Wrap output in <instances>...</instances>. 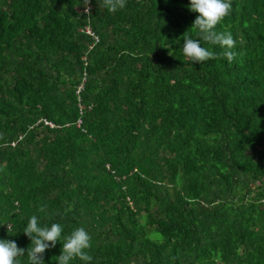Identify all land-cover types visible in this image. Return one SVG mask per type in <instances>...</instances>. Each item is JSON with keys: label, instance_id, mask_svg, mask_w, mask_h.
<instances>
[{"label": "trees", "instance_id": "16d2710c", "mask_svg": "<svg viewBox=\"0 0 264 264\" xmlns=\"http://www.w3.org/2000/svg\"><path fill=\"white\" fill-rule=\"evenodd\" d=\"M100 2L0 0V239L27 251L36 215L63 226L45 264L79 227L90 264H264V0L201 64L190 0Z\"/></svg>", "mask_w": 264, "mask_h": 264}, {"label": "clouds", "instance_id": "9594fccd", "mask_svg": "<svg viewBox=\"0 0 264 264\" xmlns=\"http://www.w3.org/2000/svg\"><path fill=\"white\" fill-rule=\"evenodd\" d=\"M167 2V0H166ZM127 0H102L99 7L105 8L110 13H115L126 7ZM86 11L90 0H85ZM189 10L196 13L191 28L198 31L200 39L212 45H219L224 51L216 53L201 46L200 39H193L186 34L183 35L182 53L186 61L203 63L210 59L226 58L232 62L237 52L236 40L231 32H217L216 26L221 24L231 13V0H190ZM45 206L39 211L44 212ZM7 231L10 228L7 225ZM63 226L59 223H52L51 226H41L36 215H32L23 233L31 240L27 251L21 248L13 240L0 239V264H21L20 257L27 253L28 264H45L44 253L50 247L54 248L57 241L61 242ZM91 236L85 228L74 229L69 235L63 237L61 254L56 257L58 264H70V261L79 259L90 264L93 257L87 250L91 248Z\"/></svg>", "mask_w": 264, "mask_h": 264}, {"label": "built area", "instance_id": "2783aa9c", "mask_svg": "<svg viewBox=\"0 0 264 264\" xmlns=\"http://www.w3.org/2000/svg\"><path fill=\"white\" fill-rule=\"evenodd\" d=\"M88 33H90V34H92V35H94L95 36V38H98L97 36H96V34L94 33V31H93V29L91 28V27H86V29H85ZM84 87L81 85L80 87H79V91H81L82 89H83ZM45 121V120H44ZM47 125H51L52 126V124L50 123V122H48V121H46L45 122ZM79 125H81L82 124V120L80 119L79 120Z\"/></svg>", "mask_w": 264, "mask_h": 264}]
</instances>
